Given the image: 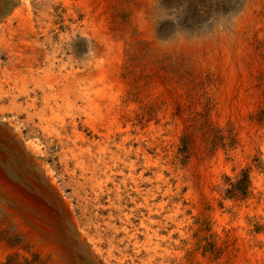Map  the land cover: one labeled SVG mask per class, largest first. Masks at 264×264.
<instances>
[{"label":"rangeland","instance_id":"374dc122","mask_svg":"<svg viewBox=\"0 0 264 264\" xmlns=\"http://www.w3.org/2000/svg\"><path fill=\"white\" fill-rule=\"evenodd\" d=\"M140 2L0 0V264H264V0H155L156 39ZM113 141L169 183L152 239L84 166Z\"/></svg>","mask_w":264,"mask_h":264},{"label":"bare ground","instance_id":"6f19581e","mask_svg":"<svg viewBox=\"0 0 264 264\" xmlns=\"http://www.w3.org/2000/svg\"><path fill=\"white\" fill-rule=\"evenodd\" d=\"M155 0H141V2L138 4V6L133 11L132 15V23L136 25L139 30L144 34L145 37L150 39H156L158 37V33L156 30L155 25V12L152 11V5L154 4ZM94 12V11H93ZM18 11H15L13 14V17H17ZM96 15V14H95ZM7 23L5 25L6 29L17 31L12 27L11 21L13 18L8 17ZM21 22V21H20ZM96 22V21H95ZM31 26V25H30ZM135 26V27H136ZM93 28V27H92ZM94 29V28H93ZM19 30V29H18ZM83 30V29H82ZM88 30V29H87ZM95 31V30H94ZM101 31V30H100ZM231 31V30H230ZM159 32V31H158ZM233 32V31H232ZM18 33V32H17ZM13 34V33H12ZM216 36V35H215ZM89 38V37H88ZM95 38V39H94ZM213 38V37H212ZM47 39V38H46ZM93 39L96 41V47L97 52L101 53L103 50V46L101 47V43H105L106 39H104V35L100 34L97 30L93 33ZM159 39V38H158ZM219 39L222 40L221 46L222 49L226 52V54L230 51L232 48V34L226 33L222 36H219ZM216 37L214 39H210L207 42V45L209 47H212L216 43ZM49 41V40H48ZM234 41V40H233ZM36 42V41H35ZM46 42V41H45ZM67 42V41H66ZM93 42V41H92ZM113 43V42H112ZM219 43V42H218ZM37 44V43H36ZM206 44V43H205ZM70 43H67V48L70 47ZM178 44H176L177 46ZM186 45V44H185ZM216 45V44H215ZM45 47V46H43ZM106 47V44H105ZM190 47V46H189ZM214 47V46H213ZM55 49V48H54ZM176 49V48H175ZM218 49V48H217ZM208 50V49H207ZM211 50V49H210ZM105 50H103L104 52ZM120 51V50H119ZM117 52V51H116ZM208 53V52H207ZM232 53V52H231ZM20 56V55H19ZM85 56V55H84ZM230 57V56H229ZM236 57V56H235ZM50 60V59H49ZM227 60V59H225ZM224 60V61H225ZM228 61V60H227ZM88 63V62H87ZM53 64V63H52ZM81 66V65H80ZM226 66V65H225ZM231 66V64H230ZM25 69V68H24ZM30 69V68H29ZM39 71V70H38ZM74 71V70H73ZM33 73V72H32ZM56 73V72H55ZM106 74V73H105ZM48 75V74H47ZM108 75V74H107ZM66 77V76H65ZM118 79V78H117ZM56 81V79H54ZM57 82V81H56ZM115 82V81H114ZM44 86V85H43ZM50 94V93H49ZM67 94V93H66ZM66 97V96H65ZM67 98V97H66ZM53 103V102H52ZM111 103V102H110ZM221 103V102H220ZM237 104V103H236ZM111 106V104H110ZM100 107V106H99ZM72 111V110H71ZM36 112V111H35ZM96 112V111H95ZM94 112V113H95ZM109 112V109L108 111ZM86 116V115H85ZM99 116V115H98ZM101 116V115H100ZM60 119V118H59ZM106 119V118H105ZM101 120V119H100ZM92 121V120H91ZM109 121V120H107ZM113 122V121H112ZM110 123V122H109ZM111 124V123H110ZM94 126V125H93ZM95 127V126H94ZM90 128V127H89ZM109 128V127H107ZM95 130V129H94ZM124 130V129H123ZM73 131V130H72ZM111 133V132H110ZM118 134V133H117ZM82 136V135H81ZM83 137V136H82ZM83 139V138H82ZM108 139V137H107ZM143 139V138H142ZM110 140V139H109ZM126 140V139H125ZM137 140V139H136ZM84 143V142H83ZM33 144V143H32ZM75 145V144H74ZM111 145V144H110ZM113 147L117 148L116 152H110L109 156H106L104 153V149L100 145V148L97 147V153L96 155H90L87 159V163L84 164L85 167H88L89 165L93 166L94 169H92L94 174L96 172H100L104 174H109L108 178L111 180L112 183H114V186L119 189V186L116 185V179L117 176L123 175L125 176V170H129V173L126 177L121 176V180L119 181L120 184L126 185V180H132L135 183L133 188V192L129 193L127 196L130 197H119V191L116 190L113 192L114 197L112 198V201L110 199L111 191L107 190V198H108V210L112 211V214H117L119 217V226L122 230L123 236L127 238V241L130 242L131 240H135L136 236L133 233L135 228L133 225V219H136L139 221V226L142 227V229L145 231V237H148L152 239L153 235L155 234L154 231L151 229V224L153 223L150 221L151 216H153L155 213H153L154 209H163L165 205V191L163 190V187H168L167 183L168 181L165 180L161 173L156 174L155 181L151 180L152 178H148L147 182L148 184H152V182L157 184V186L154 187V189L142 187L145 186L146 183L143 181V177L146 174V170L143 169L138 173V178L135 176L136 172V165L137 161L131 160V148L125 147L124 143L120 141V144H117L115 141L112 142ZM106 149H110L109 145L104 146ZM112 149V148H111ZM62 150V149H61ZM140 148L136 150L134 153L135 158H138V151ZM68 151V149H67ZM83 152V151H82ZM107 152V151H105ZM109 152V151H108ZM145 152V151H144ZM92 154V153H91ZM98 154V155H97ZM82 155V153H81ZM79 157H81L79 155ZM87 157V156H86ZM146 160V159H145ZM145 162V161H144ZM148 163V161H147ZM153 164V163H152ZM83 166V171H86ZM146 166V165H145ZM90 168V167H89ZM157 168V167H156ZM158 171V170H157ZM90 172V174H91ZM164 173V172H163ZM93 174V175H94ZM92 175V174H91ZM96 175H94L95 177ZM107 176V175H106ZM155 176V174L153 175ZM94 179V178H93ZM106 179V178H105ZM108 179H106L107 181ZM146 180V179H145ZM5 184V183H4ZM98 184V183H97ZM169 184V183H168ZM153 185V184H152ZM154 186V185H153ZM122 191V190H121ZM170 192V191H169ZM124 193V192H123ZM97 199V198H96ZM99 203V202H98ZM130 204V208L127 207V205ZM178 206V205H177ZM97 215V214H96ZM112 220H115L114 217ZM153 220V219H151ZM171 220V219H170ZM156 221V220H155ZM155 223V222H154ZM114 228V227H113ZM137 228V227H136ZM115 231V230H114ZM118 231V230H117ZM143 234V233H142ZM155 236V235H154ZM157 236V235H156ZM149 239V240H150ZM147 240V239H146ZM111 241V240H110ZM110 246V245H109ZM114 246V244H113ZM116 246V245H115ZM51 250L57 254L61 251V248L56 245H50ZM116 248V247H115ZM119 248V247H118ZM110 250V249H109ZM154 250V249H153ZM154 256V255H153Z\"/></svg>","mask_w":264,"mask_h":264}]
</instances>
